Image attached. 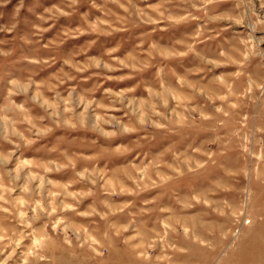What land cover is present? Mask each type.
<instances>
[{
	"label": "rangeland",
	"instance_id": "1",
	"mask_svg": "<svg viewBox=\"0 0 264 264\" xmlns=\"http://www.w3.org/2000/svg\"><path fill=\"white\" fill-rule=\"evenodd\" d=\"M0 264H264V0H0Z\"/></svg>",
	"mask_w": 264,
	"mask_h": 264
},
{
	"label": "bare ground",
	"instance_id": "2",
	"mask_svg": "<svg viewBox=\"0 0 264 264\" xmlns=\"http://www.w3.org/2000/svg\"><path fill=\"white\" fill-rule=\"evenodd\" d=\"M199 99V98H198ZM195 122V121H194Z\"/></svg>",
	"mask_w": 264,
	"mask_h": 264
}]
</instances>
